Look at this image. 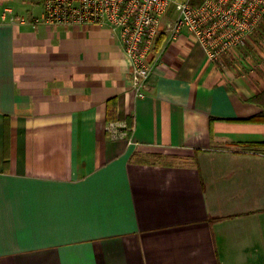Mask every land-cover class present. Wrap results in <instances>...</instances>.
Segmentation results:
<instances>
[{
  "label": "crops",
  "instance_id": "crops-1",
  "mask_svg": "<svg viewBox=\"0 0 264 264\" xmlns=\"http://www.w3.org/2000/svg\"><path fill=\"white\" fill-rule=\"evenodd\" d=\"M29 2L0 0V264H264V27L218 65L164 39L137 97L112 31Z\"/></svg>",
  "mask_w": 264,
  "mask_h": 264
},
{
  "label": "built area",
  "instance_id": "built-area-1",
  "mask_svg": "<svg viewBox=\"0 0 264 264\" xmlns=\"http://www.w3.org/2000/svg\"><path fill=\"white\" fill-rule=\"evenodd\" d=\"M33 24L98 26L112 31L131 66L130 87L137 97L152 71L149 61L158 35L172 42L183 31L220 64L235 49H246L264 27V0H42ZM113 137L123 132L109 125Z\"/></svg>",
  "mask_w": 264,
  "mask_h": 264
},
{
  "label": "trees",
  "instance_id": "trees-1",
  "mask_svg": "<svg viewBox=\"0 0 264 264\" xmlns=\"http://www.w3.org/2000/svg\"><path fill=\"white\" fill-rule=\"evenodd\" d=\"M199 2L200 0H191V3L193 4H197ZM163 41H164V36L162 34L158 35L155 42L154 51H157L161 47ZM252 99L264 106V91L261 92L259 95L254 96Z\"/></svg>",
  "mask_w": 264,
  "mask_h": 264
},
{
  "label": "rangeland",
  "instance_id": "rangeland-1",
  "mask_svg": "<svg viewBox=\"0 0 264 264\" xmlns=\"http://www.w3.org/2000/svg\"><path fill=\"white\" fill-rule=\"evenodd\" d=\"M30 0H16L17 3L23 5V8H28L30 9V6L32 5V3L29 2ZM34 4V3H33ZM16 8V7H15ZM37 11V10H36Z\"/></svg>",
  "mask_w": 264,
  "mask_h": 264
}]
</instances>
